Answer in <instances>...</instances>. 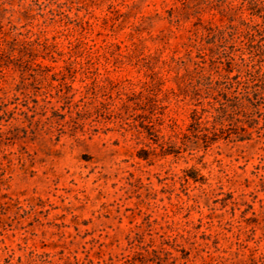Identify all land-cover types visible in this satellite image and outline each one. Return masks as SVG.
Masks as SVG:
<instances>
[{
	"label": "rangeland",
	"instance_id": "1",
	"mask_svg": "<svg viewBox=\"0 0 264 264\" xmlns=\"http://www.w3.org/2000/svg\"><path fill=\"white\" fill-rule=\"evenodd\" d=\"M241 20L263 23L243 0H0V264H264V61L257 107L234 85L227 133L189 130L218 97L200 24Z\"/></svg>",
	"mask_w": 264,
	"mask_h": 264
},
{
	"label": "trees",
	"instance_id": "2",
	"mask_svg": "<svg viewBox=\"0 0 264 264\" xmlns=\"http://www.w3.org/2000/svg\"><path fill=\"white\" fill-rule=\"evenodd\" d=\"M243 2L246 3L247 9L252 15H256L263 20L262 24H252L245 20H241L237 24L230 22L224 28L212 27L210 24H200L204 32L203 37L207 43H211L212 45L208 47L209 52L203 51L200 57L202 61L196 64V79L199 85L204 86L211 92L216 91L218 97L216 98V102L211 105L212 111L197 108L192 110V122L190 123L189 130H192L193 136L196 138L202 137L206 142V146L216 141L220 134L227 133L228 129L223 127L225 122H229L228 125H231L234 121V117L228 110L230 98L225 95L226 101L223 102L219 96L224 97V94H228V90L235 85V87H240L244 92L243 97H235L237 103L242 104V99L245 98L253 104L251 98L255 96V99H258L259 91L257 87L259 85L254 83L253 76L259 71L256 69L258 66L256 60L258 62L264 61V44H260L258 41L256 44V36L264 32V0H243ZM237 42L249 44L251 47L259 49L257 52L253 50L248 51V59L252 61L251 69L246 66V70H243L235 62L234 52L228 51V48L233 47ZM201 48L202 46L199 47V50ZM206 56H210L214 64V72L212 73H205L203 71ZM213 58L215 59L214 61ZM226 66H229V68H226ZM233 70H236L235 74H232ZM253 105L257 107L258 103ZM204 112H210V116L213 118L211 127L202 126L201 119ZM147 122V124L142 122L141 126L150 134L156 133L157 130H155V124L152 123L151 118ZM217 124L220 127H217ZM175 134L177 133L175 132ZM189 256L190 252L185 250H182L181 257H176L169 251L154 250L151 256L143 257L141 264H189ZM180 259H183V261H180Z\"/></svg>",
	"mask_w": 264,
	"mask_h": 264
}]
</instances>
